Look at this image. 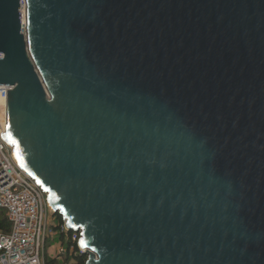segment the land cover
Here are the masks:
<instances>
[{
	"label": "water",
	"instance_id": "1",
	"mask_svg": "<svg viewBox=\"0 0 264 264\" xmlns=\"http://www.w3.org/2000/svg\"><path fill=\"white\" fill-rule=\"evenodd\" d=\"M0 54L86 264H264V0H0Z\"/></svg>",
	"mask_w": 264,
	"mask_h": 264
},
{
	"label": "built area",
	"instance_id": "2",
	"mask_svg": "<svg viewBox=\"0 0 264 264\" xmlns=\"http://www.w3.org/2000/svg\"><path fill=\"white\" fill-rule=\"evenodd\" d=\"M25 6V0H20ZM4 56L0 54V59ZM8 86H0V99H8ZM5 120L0 121V211L6 213L10 223L9 233H0V264H48L47 240L53 233L54 212L48 194L19 166L14 148L3 135ZM61 235L67 243L82 253L80 233H69L66 222ZM67 249V248H66ZM68 251V250H67Z\"/></svg>",
	"mask_w": 264,
	"mask_h": 264
},
{
	"label": "rangeland",
	"instance_id": "3",
	"mask_svg": "<svg viewBox=\"0 0 264 264\" xmlns=\"http://www.w3.org/2000/svg\"><path fill=\"white\" fill-rule=\"evenodd\" d=\"M52 225L53 233L48 238L46 245V257L48 261L55 259L57 261L56 264H72V259L69 258L71 254L66 249V238L64 239L61 231L57 230L60 222L56 216L53 218Z\"/></svg>",
	"mask_w": 264,
	"mask_h": 264
},
{
	"label": "trees",
	"instance_id": "4",
	"mask_svg": "<svg viewBox=\"0 0 264 264\" xmlns=\"http://www.w3.org/2000/svg\"><path fill=\"white\" fill-rule=\"evenodd\" d=\"M60 222L59 228L57 230L61 229V226L65 223L64 219L59 215H55ZM10 232V223L6 216V213L3 211H0V233H9ZM63 237V236H62ZM63 239V238H62ZM67 250L70 252V257L72 259V264H86L88 257L81 253L76 246H74V250L72 252L71 244H67L66 246ZM57 261L55 259L48 261V264H56Z\"/></svg>",
	"mask_w": 264,
	"mask_h": 264
},
{
	"label": "bare ground",
	"instance_id": "5",
	"mask_svg": "<svg viewBox=\"0 0 264 264\" xmlns=\"http://www.w3.org/2000/svg\"><path fill=\"white\" fill-rule=\"evenodd\" d=\"M5 115H6V105L0 99V121H4L5 120Z\"/></svg>",
	"mask_w": 264,
	"mask_h": 264
}]
</instances>
